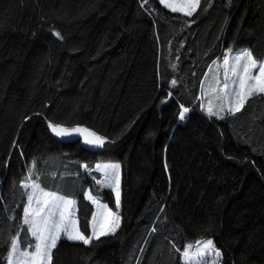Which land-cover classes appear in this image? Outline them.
<instances>
[{
	"label": "trees",
	"instance_id": "trees-1",
	"mask_svg": "<svg viewBox=\"0 0 264 264\" xmlns=\"http://www.w3.org/2000/svg\"><path fill=\"white\" fill-rule=\"evenodd\" d=\"M240 48L264 59V0H201L191 17L159 0H0V264L13 238L35 242L22 219L29 172L77 202L90 236L85 194L100 175L83 167L99 160L121 166L120 226L59 240L52 264H185L204 239L222 264H264V95L223 119L199 102L210 66ZM49 123L110 143H61Z\"/></svg>",
	"mask_w": 264,
	"mask_h": 264
},
{
	"label": "snow or ice",
	"instance_id": "snow-or-ice-1",
	"mask_svg": "<svg viewBox=\"0 0 264 264\" xmlns=\"http://www.w3.org/2000/svg\"><path fill=\"white\" fill-rule=\"evenodd\" d=\"M165 7H169L172 12H182L184 15L191 17L197 11L201 4V0H183L180 6L169 4L167 0H159ZM57 37H60V33H56ZM62 38V37H61ZM241 60L245 63L242 67V74L238 81V90H234L231 95L235 98L234 104L227 108L229 115L239 112L245 101L248 98L264 95V61H257L253 58L250 51L245 52L242 56L236 57L237 64ZM224 64L228 65V59L224 60ZM255 70V74L253 73ZM232 74L237 75L235 68L232 69ZM227 79V76L225 77ZM173 84L176 81H172ZM237 83V82H233ZM224 88H228V84H224ZM183 107V106H181ZM225 111L224 107L220 108V112ZM188 108H183L179 118L185 119V113H188ZM207 114L209 116H217L223 119V116L219 115V112L213 111L209 107ZM50 130L58 137L65 138L70 137L73 134L82 135L84 142L91 146L103 147L105 144V138L97 135L95 132L89 131L86 128L74 127L67 128L62 125H53L49 123ZM35 167V164L33 165ZM87 169V165H84ZM118 164L105 165L103 171L105 172V179L97 181L98 184H102L108 188L117 186L115 207L119 210L120 207V194L118 191ZM97 170H101L100 165H96ZM27 181H31L28 183ZM26 189H31L27 196V206L24 208L23 224L28 226V232L35 242L32 244H25L21 248L19 238L15 237L9 244V251L5 258L6 264H52V250L57 246V241L63 234L68 240L82 241L84 244L91 242L92 238L99 239L100 236L115 235L116 230L119 228L120 217L118 211L113 213L106 204L100 203L92 192L87 193V199L93 204H97L99 210V216L103 220H107V217H111L112 226L105 228L101 226L99 233L96 230L97 217H93V230L90 236H85L77 226L76 219V206L77 202L68 197L59 195L57 192L45 191L39 183L32 180V174L29 172L26 177V181L23 185ZM35 198L37 207L32 209V204ZM31 209V211H30ZM105 210L107 216H105ZM192 248L191 245L188 246ZM29 248L31 251H29ZM211 254L216 257L220 256L219 250L215 248L212 240L202 242L199 247L196 248L195 254L190 256L189 251H184L183 256L186 264L190 260L205 261L206 255Z\"/></svg>",
	"mask_w": 264,
	"mask_h": 264
},
{
	"label": "rangeland",
	"instance_id": "rangeland-1",
	"mask_svg": "<svg viewBox=\"0 0 264 264\" xmlns=\"http://www.w3.org/2000/svg\"><path fill=\"white\" fill-rule=\"evenodd\" d=\"M167 2L169 4H174L175 6H180L183 3V0H167ZM165 8L170 10L169 7H165ZM177 13L184 15L182 12H177ZM247 51H250V50L247 48L228 50L224 53V55L221 58L217 59L208 69V71H207V73L203 79V82L201 84L200 97H199L200 106L206 114H207L209 107H211L213 111L219 112L220 116H225L227 114V108L230 105L234 104L235 98L231 95V93L234 90H238V81L240 79V75L242 74L243 64L245 63L244 60H241L240 63L237 64L236 57L242 56ZM225 59H228V61H229L228 65L224 64ZM256 60L257 61H264V59L263 60L256 59ZM233 68H235L237 75L232 74ZM252 74H255V70H253ZM226 76H227V79H225ZM234 81L237 83H233ZM225 83L228 84V88H224ZM221 107H224L225 111L220 112ZM213 117L218 118L217 116H213ZM113 164H118L120 166V164L115 160H99L96 165H100L101 170H97L96 165H95V168L93 170H90L88 168L85 169V167H83L84 171L89 175L91 174L92 171L96 172L100 175V178H98V179L94 178L93 188L88 189L86 191V194H85L86 199H87V193L92 192L93 196L96 197L100 203L106 204L108 206V204L105 202V199L103 197V192L106 190L111 191L116 198L117 186L114 185L113 188H108L102 184L97 183V181L105 179V172L103 171V166L113 165ZM118 179H119L118 191L120 194V206H121V195H122L121 194L122 193V189H121V166L119 167V170H118ZM28 183H31V181H28ZM27 191L29 194L31 189H27ZM89 202L92 204V206L94 208L93 216H92L91 221H90L91 232L93 230V217L94 216L97 217V223H96L97 233H99L101 226H103L105 228H110L112 226V224H111L112 218L107 217L106 221L103 220L99 216V210H98L97 204H93L91 201H89ZM36 207H37V205L35 203V198H34V201L32 204V209H35ZM108 208L111 209L109 206H108ZM120 208L121 207H119V210H117V208L111 209V211L113 213H116L118 211V215L120 217ZM76 209H77V206H76ZM30 211H31V209H30ZM75 215H76V219H77V226L79 227L78 209L76 210ZM105 216H107L106 210H105ZM120 222H121V217H120ZM119 226H120V224H119ZM90 235H91V233H90ZM100 237H102V236H100ZM32 239L34 240L33 237H32ZM61 239H67V238L63 234H61V237L59 240H61ZM93 239H95V238H92L91 241ZM207 240H212V239H204V240H199L195 243H190L186 246L184 251H189L190 256H193L195 254L196 248L199 247L202 242H205ZM70 241H73V240H70ZM73 242L83 243L82 241H73ZM19 243H20V241H19ZM213 243H214V241H213ZM189 245L192 246L191 249H189V247H188ZM214 245H215V243H214ZM215 248L217 250H219L216 247V245H215ZM29 251H31L30 248H29ZM219 252H220V250H219ZM182 258H183V262L186 264V261H185L183 254H182ZM188 264H222V254L220 252L219 257H216V256L211 255V254H207L205 261L197 262V260L193 259V260L188 261Z\"/></svg>",
	"mask_w": 264,
	"mask_h": 264
},
{
	"label": "water",
	"instance_id": "water-1",
	"mask_svg": "<svg viewBox=\"0 0 264 264\" xmlns=\"http://www.w3.org/2000/svg\"><path fill=\"white\" fill-rule=\"evenodd\" d=\"M172 99V95H169V100ZM76 127H80V128H86V127H81V126H76ZM67 128H74V127H67ZM88 129V128H86ZM89 131H92L90 129H88ZM94 132V131H92ZM96 133V132H95ZM50 134L51 136L58 142H61V143H74V142H81L82 146L84 148H86L87 150L89 151H93V152H98L102 149H104L109 143L110 141L108 139L105 138V144L103 147H97V146H91V145H88L84 142V139H83V136L82 135H78V134H73L72 136L70 137H65V138H61V137H58L56 136L51 130H50ZM97 134V133H96ZM99 135V134H97ZM101 136V135H99ZM103 137V136H102Z\"/></svg>",
	"mask_w": 264,
	"mask_h": 264
},
{
	"label": "crops",
	"instance_id": "crops-1",
	"mask_svg": "<svg viewBox=\"0 0 264 264\" xmlns=\"http://www.w3.org/2000/svg\"><path fill=\"white\" fill-rule=\"evenodd\" d=\"M94 240V239H93ZM89 244V243H88Z\"/></svg>",
	"mask_w": 264,
	"mask_h": 264
}]
</instances>
